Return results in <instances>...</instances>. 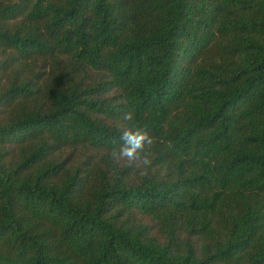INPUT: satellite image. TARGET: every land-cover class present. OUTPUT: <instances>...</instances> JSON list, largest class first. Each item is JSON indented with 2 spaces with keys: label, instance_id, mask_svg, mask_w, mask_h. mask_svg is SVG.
Segmentation results:
<instances>
[{
  "label": "trees",
  "instance_id": "16d2710c",
  "mask_svg": "<svg viewBox=\"0 0 264 264\" xmlns=\"http://www.w3.org/2000/svg\"><path fill=\"white\" fill-rule=\"evenodd\" d=\"M0 264H264V0H0Z\"/></svg>",
  "mask_w": 264,
  "mask_h": 264
},
{
  "label": "clouds",
  "instance_id": "9594fccd",
  "mask_svg": "<svg viewBox=\"0 0 264 264\" xmlns=\"http://www.w3.org/2000/svg\"><path fill=\"white\" fill-rule=\"evenodd\" d=\"M125 119H131V115L127 114ZM123 144L119 146L117 151L112 152L114 158H127L129 161L141 159V153L145 150L146 145L153 143V138L149 132L143 128H137L135 131L129 129L123 132L121 136ZM145 164L148 163L146 158H143Z\"/></svg>",
  "mask_w": 264,
  "mask_h": 264
}]
</instances>
